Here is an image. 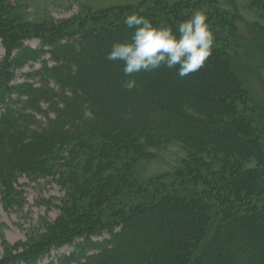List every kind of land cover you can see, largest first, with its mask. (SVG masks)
<instances>
[{"label": "trees", "instance_id": "1", "mask_svg": "<svg viewBox=\"0 0 264 264\" xmlns=\"http://www.w3.org/2000/svg\"><path fill=\"white\" fill-rule=\"evenodd\" d=\"M252 2L264 8V0ZM190 5L189 0L166 3L145 17L154 26L175 32L180 20L190 17L183 13ZM7 27L0 25V44L6 50L0 61L3 189H8L10 175L43 169L56 145L75 142L72 155L83 148L91 153L88 164L92 159L98 163L73 192L76 199L80 195L92 202L84 211H67L72 221H82L78 231L60 232L6 264H31L51 247L71 244L76 238L82 241L74 242L72 252L56 264H195L200 258L206 259L205 264H264L250 254L232 258L240 246L253 245L264 252V235L256 225L260 222L264 228V203L258 210L248 200L264 190V142L250 114L257 107L251 104L228 51L215 44L216 28H211L212 55L199 71L181 78L177 70L165 67L125 77L122 61L106 60L113 42L130 40L135 31L122 22L71 35L44 33L36 48L26 45L21 32ZM29 62H40V67L15 82L16 70ZM129 78L136 80L130 91L122 86ZM162 116L168 125L157 127ZM134 133L152 144L161 138L184 139L188 157L178 171L182 186L159 199L149 196L136 205H118L100 218L105 203L138 191L126 175L130 159L123 165L125 171L114 167L122 151L140 150ZM250 160L255 165L244 168ZM174 200L180 203H170ZM184 201L192 208L183 210ZM231 219L239 224L232 225ZM104 233L107 238L93 240Z\"/></svg>", "mask_w": 264, "mask_h": 264}, {"label": "rangeland", "instance_id": "2", "mask_svg": "<svg viewBox=\"0 0 264 264\" xmlns=\"http://www.w3.org/2000/svg\"><path fill=\"white\" fill-rule=\"evenodd\" d=\"M177 1L179 0H0V22H5L0 25H7V28L21 32L26 37V45L36 48L39 46L41 34L71 35L98 30L105 25L123 23L124 18L132 13L144 17L149 12L155 14L162 5ZM189 3L191 7L184 9L183 13L191 16L197 10L204 12L211 21L210 27L219 32L215 44L228 51L239 70L244 88L252 101L250 103L257 107L256 112L250 114L254 117V125L262 130L264 142V8L254 5L252 0H189ZM179 10L181 8L177 9ZM222 20L225 22L219 27ZM5 53V48L0 44V61ZM39 67L40 62H29L19 67L15 82L24 81L28 78L27 73ZM167 122L168 118L162 116L156 121V126L168 125ZM157 130L151 132V135ZM173 134L171 128L169 135ZM134 139L140 150L129 147L122 151L114 167L116 170L125 171L123 165L130 159L126 175L137 186L138 191L130 190L105 203L101 207L100 218L112 213L118 205H136L149 196L159 199L182 186V177L178 171L184 168V161L188 157V147L183 143L184 139L181 141L172 137L161 138L158 143L152 144L145 136L135 133ZM76 146L73 142L51 148L44 160L43 169L38 166L35 170H21L18 174L10 175L7 178L10 182L7 190L3 189L0 182V264H6L24 252H30L31 248L60 232L77 230L83 225L80 223L82 221L75 222L68 218L67 211H84L89 202H92L93 199L80 195L76 199L73 192L77 184H82L90 177V172L96 171V168L92 169L98 162L92 159V164L89 165L91 153L83 148L78 155H72L71 149ZM209 147L213 148L212 145ZM201 155L204 158L212 157L202 153ZM253 165L255 162L250 160L244 163V168ZM263 191L248 199L259 206L258 210H261L264 203ZM178 201L180 200L170 203H180ZM181 204L185 211L192 208L187 201ZM177 217L180 219V216ZM234 220L230 221L237 226L239 222ZM256 225L264 235L263 224L256 222ZM167 233L168 230L164 235ZM107 237V233H104L102 236H94L93 240L100 241ZM161 238L160 236L159 241L163 242ZM78 241L82 239L76 238L74 242ZM218 241L222 242L221 239ZM73 243L51 247L48 254L33 258L31 264H56L64 255L72 252ZM148 249L150 248L147 247ZM237 254L242 259L250 254L258 263H264V252L259 247L240 246L232 258H236ZM204 260L206 259L200 258L195 264H205Z\"/></svg>", "mask_w": 264, "mask_h": 264}, {"label": "clouds", "instance_id": "3", "mask_svg": "<svg viewBox=\"0 0 264 264\" xmlns=\"http://www.w3.org/2000/svg\"><path fill=\"white\" fill-rule=\"evenodd\" d=\"M207 19L204 12L197 10L180 22L174 32L132 13L123 20L127 27L135 29L130 40L113 42L105 59L122 61L125 77L165 67L177 70L183 78L199 71L212 55L214 34ZM122 86L130 91L136 87V80L125 79Z\"/></svg>", "mask_w": 264, "mask_h": 264}]
</instances>
